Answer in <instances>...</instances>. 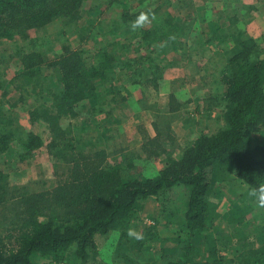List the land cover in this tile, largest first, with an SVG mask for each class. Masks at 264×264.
<instances>
[{"label":"trees","instance_id":"obj_1","mask_svg":"<svg viewBox=\"0 0 264 264\" xmlns=\"http://www.w3.org/2000/svg\"><path fill=\"white\" fill-rule=\"evenodd\" d=\"M85 2L0 0V39L18 36L23 42L17 49L20 71L12 81H0V118L5 104L17 108L23 102L29 107L31 125L42 121L49 131V136H42L13 119L9 122L13 127L0 131V162L12 155L24 161L46 147L54 169L51 179L20 186L14 179L23 171L12 172L0 164V264H87L95 258L97 234L119 230L123 237L128 235L145 202L150 197L162 199L176 186H185L188 196L186 202L176 203V211L167 213L168 225L177 226L175 235L162 238L150 229L142 236L163 243L156 252L160 264H264V223L252 224L247 218L264 221V208L248 195L264 184V45L234 23L227 27L209 23L206 34L214 35L206 39L205 33L169 11L170 0L140 10L131 0H108L123 7L121 17L114 23L109 20L108 29L101 19L96 32L91 17L80 24ZM101 10L96 7L99 15ZM92 13L90 9L87 14ZM141 14L148 17L149 27L146 22L134 27ZM58 20L81 44L64 43L61 52L50 57L54 48L35 50L40 39L30 31ZM95 36L102 37L97 47L83 45ZM215 40L230 44L221 70L223 91L213 96L223 108L224 124L213 133H201L191 144H177L171 123L181 114L180 101L171 92L166 109L155 107L156 134L143 136L138 156L164 154L165 164L154 175L135 174L132 169L139 160L128 159L137 151L120 146V134L112 127L119 123L118 110L128 107L129 87H147V94L141 87L140 100L152 98L148 86L158 91L163 65L178 64L169 59L171 52L191 50L199 57ZM147 74L154 75L152 81ZM119 80L124 82L117 84ZM11 83L18 98L10 97ZM121 155V164L109 161ZM233 180L245 184L243 195L252 205L227 213L232 229L221 233L220 200L213 197L219 193L213 186ZM30 183H43V188L31 189ZM212 229L216 232L207 233ZM148 239L131 238L134 246ZM122 244L121 240L118 248ZM221 248L229 249L230 256L221 254Z\"/></svg>","mask_w":264,"mask_h":264},{"label":"rangeland","instance_id":"obj_2","mask_svg":"<svg viewBox=\"0 0 264 264\" xmlns=\"http://www.w3.org/2000/svg\"><path fill=\"white\" fill-rule=\"evenodd\" d=\"M131 1L132 4L136 6L135 10H140L141 8H146L149 3H153L154 1L158 2L159 0ZM193 1L194 0H189L186 5L191 4V6L187 7V9H184L186 12L185 16H187V24L190 26H199L201 29L205 30L207 27H209V23L212 22H217L219 25L225 27L234 23L238 27H241V29L245 31L246 35H252L256 37L261 45H264V0H196L199 3H195ZM95 5L96 7L102 6V13L100 15L96 11ZM90 9H92L93 13L87 14L88 10ZM122 9V6L108 4V0H86L85 4L83 5V18L80 20V24L83 25L85 22H87V19L91 17L93 21L97 23L98 28L96 29V32L100 30L99 27H101V25H99V21L102 20L104 25L103 27L108 29L109 25H107V23L109 20L112 19L113 23L114 21L119 20L122 14ZM145 26H148L147 21ZM64 28L66 31L68 30V32L63 33ZM30 32L32 36H38L40 39V42H36L33 45L35 50L39 51L40 49L45 50V48H54V50H51L48 53V56L50 57L60 53L64 43H69L73 47L81 44L78 36H75L72 30L69 31V28L64 27L61 20L50 23L39 31L31 29ZM211 35L213 36L214 34H205V37H209ZM100 40H102V37H91L83 45L86 47H97ZM20 43L23 42H21L18 36L14 39H0V81H12L18 71H20L19 69L21 68L22 63L19 60L17 50ZM191 45L192 41L189 42V45L186 44V47H190ZM207 47L208 49L205 50V53H202V55L199 57H197L191 50H189L188 53L186 52V54L178 51H174L169 54V59H177L175 62L178 64H175L174 67L163 65L162 77L164 79L168 75L169 78L174 77V79L170 81H163L162 79L157 92L152 91L149 88V86L152 84L148 86L147 91L152 95V98L143 99L139 102L137 101V106L142 107L140 108L142 110H144V108L148 109L147 112L145 113L143 111L141 118L135 116L136 114H134L133 117L129 115L126 120L121 118L123 115H119L117 118H115L118 119L115 122H119V125H116V128H113L115 129V132L118 131L117 127H126V131L121 130L120 133L122 138L124 133V141H139L143 144L145 140L142 137L148 132L145 126L148 127L149 130H155L154 122L156 119L155 115L157 113L155 112V107L164 108L168 106L164 105L169 101L168 98L164 99L165 103L163 101L160 102L159 96L163 90L166 91L164 93L166 94L165 97H167L168 93L175 92L179 98V104L182 105V102L186 104L185 107L181 108V110L183 113L184 111L186 113V109L187 111L191 112L192 116L190 117L193 119V122L191 123L202 121V126L200 125V127H204L206 131L203 129L198 135L204 132L213 133L224 124L223 108L214 102L215 97L213 96L220 94L223 91V85L220 81L221 70L229 57L230 44L228 41H225V43L221 44L215 40ZM189 54L191 56H189ZM172 68L175 69L171 71ZM153 76L154 75L147 74L146 77L152 81ZM123 82V80H119L116 83L122 84ZM13 85L14 84L11 83L8 87L10 91V97L18 98ZM141 87L142 86L139 85L135 87L131 85L129 87L131 91H135V98H143V90L146 93L147 87H142L143 90ZM133 94L127 96V99H129V102L131 103L134 98ZM122 96V93L118 94V97ZM183 98L185 101H182ZM18 105L20 106L17 108H12V106L9 107V104H5L6 112H2L3 117L0 118V131L6 130L8 128L10 129L18 122L20 126L23 125L28 130L33 129L34 132L41 134L42 136L49 135L48 127L45 122L40 121L35 125H31L29 122V107L25 105L23 106V102H19ZM211 106L213 107L209 108ZM15 118L18 119L15 124L9 123L13 122V119ZM178 118L179 117L177 115L176 118L173 119L171 123L172 128L173 122ZM65 124H67V122H65ZM165 132L166 131H164V133ZM173 134H175L174 137L176 138L178 144L177 135L180 137V135L183 133H180L179 131H176L175 128H173ZM162 138L164 137H161V140ZM121 139L119 140L118 138V142L121 141ZM183 143L184 145H187L191 144L192 142L185 141ZM179 145L177 147H180ZM141 146L133 147V151H137V155L130 154L131 157L128 159L129 162H131L130 160H139L136 162L137 164H135L136 166L132 170L135 172V174L136 172H141L142 175H154L161 168H163L165 164V155L163 154L160 157H155L151 154L143 152V159H138V156L141 154L140 152H142L140 149ZM164 148L172 152L171 147H165L164 145ZM123 159L124 156L121 155L118 158H109V161L111 163L121 164ZM0 164L4 165V167H7L8 170L12 172L18 169L23 171L18 172L19 175L17 179L11 178L14 179L15 184H19L20 186L28 185V183L30 181L32 182V180H41L44 178L51 179L53 177L54 169L52 166V160L47 154L46 147L38 149L33 157L24 161L18 156L12 155L4 158V161H1ZM41 184L39 183V185L35 186L30 183V187L31 189L34 188V190H40L43 188V183ZM213 187L214 191L218 190L217 192L219 193L218 195L215 193V196L213 197H219V212L222 216L218 221V228L221 229V233H228L232 228L230 229L231 225H229L226 221V214L228 213L230 215L231 212L238 213L240 208H242V210L245 209L244 206L247 208L250 207L251 209L252 200L250 197L243 195L246 192L247 187L239 180H233L228 183H225V181L217 182ZM168 192L169 193L166 194L162 199L150 197L145 202L144 208L141 209L138 217L133 222L132 230H135L142 236L150 229L152 232H159L162 238L172 237L175 235L174 230H176L177 226L175 223L168 225L166 216L168 212L176 211L178 207L177 205H179V203H183L184 201L186 202L188 190L185 186H176L170 189ZM239 205H242V207H237ZM181 210L177 212L178 215L182 214ZM247 218L248 222L252 224L264 223L263 219H260L256 216H247ZM213 230L214 229H212V231L209 230L207 233H215L216 230ZM150 237V235L149 237L144 236L143 238L149 239L145 240L142 245L134 246L136 241L134 242L131 240L132 237L129 235H124L123 237L119 230H114L108 234H97L95 236V242L97 245L95 258L89 260L87 264H153L156 261L158 264H160L158 262L156 252H158L157 248H160L163 243L157 239L152 240ZM121 240L123 244L120 248H118L119 242ZM221 254L230 256V250L221 248Z\"/></svg>","mask_w":264,"mask_h":264},{"label":"crops","instance_id":"obj_3","mask_svg":"<svg viewBox=\"0 0 264 264\" xmlns=\"http://www.w3.org/2000/svg\"><path fill=\"white\" fill-rule=\"evenodd\" d=\"M171 1V3H172V5H170L169 6V11L173 14V15H176V16H179V17H182L186 22H187V16H185V14H186V12L184 11V9H187V7H190L191 6V4L190 5H186L187 4V2L189 1V0H170ZM193 2H195V3H199L198 1H196V0H194ZM155 3H156V1H154L153 2V4L155 5ZM201 4V3H200ZM134 7H136V6H134ZM172 8H174V9H172ZM197 29L198 30H200V31H202L203 33H205L206 34V32H207V28L204 30V29H201L199 26L197 27ZM208 32H209V30H208ZM204 34V35H205ZM205 37V36H204ZM207 37V36H206ZM186 63V62H185ZM197 64V63H196ZM187 65V64H186ZM175 68H172L171 69V71L172 70H174ZM169 73V72H168ZM174 79V77L173 78H169L168 77V75H167V77H165L164 79H163V81H170V80H173ZM166 91H162L161 92V94H160V96H159V98H160V102L161 101H165L164 99H166V98H168L169 99V95H170V93H168V95H167V97H165V95L166 94H164ZM134 93V94H133ZM132 94H133V96H134V98H133V100H132V103L131 102H127V104H128V107H126L124 110H122L121 108L118 110V113L115 115L116 117H118L119 115H123L124 117H125V119L124 120H126L127 118H128V116L130 115V116H134V114H136L135 116H137V117H139V118H141V115H143V111L146 113L147 112V110L148 109H145L144 108V110H142V109H140V108H142V107H139V106H137V101H139L140 100V98H135V91H132ZM189 99V98H188ZM182 101H185L184 100V98L182 99ZM169 102V101H168ZM168 102L167 103H165L164 105H168ZM185 105L186 104H184L183 102H182V105H180V113L181 114H179L178 115V119L177 120H175L174 122H173V128H175L176 129V131H179L180 133H183L182 135H180V137H179V135H177V139H178V144H180L181 146H185L184 145V143L183 142H185V141H189V142H192L194 139H196L197 138V136H198V134L204 129L205 131H206V129L204 128V127H200V125H201V123H202V121H199V122H195V123H191V122H193V119L190 117V116H192L191 115V112L190 111H187V109H186V113H185V111H184V113H183V111L181 110V108L182 107H185ZM127 109H129V110H127ZM140 110H141V112H140ZM125 114V115H124ZM131 117V118H132ZM116 125H119V123H117V124H115V125H113L112 127L113 128H116L115 126ZM123 126H124V124H123ZM202 126V125H201ZM118 128V131H119V134L121 133V130H123V131H126L125 130V128L126 127H117ZM145 128H146V130L148 131L147 133H148V135L149 136H151V137H154L155 136V130L153 129V130H149L148 129V127H146L145 126ZM146 133V134H147ZM47 136H49V135H47ZM118 138H119V140L122 138V135L120 134V136H118ZM123 138H124V133H123ZM121 139V141H119V144H122V142H123V145L124 146H129V148H133V147H135V146H141L142 145V143H140L139 141H124L125 139ZM126 138H127V134H126ZM143 138V137H142ZM188 143V142H187ZM114 144V143H113ZM112 144V145H113ZM121 146V145H120ZM119 157V156H118Z\"/></svg>","mask_w":264,"mask_h":264},{"label":"clouds","instance_id":"obj_4","mask_svg":"<svg viewBox=\"0 0 264 264\" xmlns=\"http://www.w3.org/2000/svg\"><path fill=\"white\" fill-rule=\"evenodd\" d=\"M148 17L145 14H141L134 27L140 26L147 21ZM249 195L254 198L259 207L264 208V184H260L258 187L252 189ZM128 235L137 240L142 239V235L135 230L129 229Z\"/></svg>","mask_w":264,"mask_h":264}]
</instances>
